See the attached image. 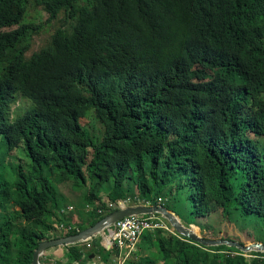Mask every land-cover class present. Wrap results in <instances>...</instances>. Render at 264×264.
<instances>
[{
  "label": "trees",
  "instance_id": "trees-1",
  "mask_svg": "<svg viewBox=\"0 0 264 264\" xmlns=\"http://www.w3.org/2000/svg\"><path fill=\"white\" fill-rule=\"evenodd\" d=\"M33 1L75 23L28 57L42 29L25 22ZM21 95L34 105L13 119ZM3 144L17 162L0 179V264H32L41 241L76 235L124 199L165 195L169 209L183 195L217 224L231 209L264 216V0H0ZM66 202L86 219L68 232ZM112 233L55 264H112ZM137 246L124 264H264V252L164 230Z\"/></svg>",
  "mask_w": 264,
  "mask_h": 264
},
{
  "label": "rangeland",
  "instance_id": "rangeland-1",
  "mask_svg": "<svg viewBox=\"0 0 264 264\" xmlns=\"http://www.w3.org/2000/svg\"><path fill=\"white\" fill-rule=\"evenodd\" d=\"M49 15L45 11V8L40 3L33 1L29 8L28 13L25 18L26 23H33L36 25H42V29L39 34H36L33 38L31 48L28 52V57L32 56L34 53L41 51L45 47H48L51 43V38L53 34L60 28L64 27L66 30L71 31L72 26L75 23L72 19H67L65 13H61L57 19L53 21H49ZM33 102L26 99L22 95L19 96L18 102L11 109L12 118H16L19 114H22L33 107ZM87 126L90 127V133L98 140H101L103 134V126L99 122H95L92 115L86 120ZM7 146L3 144L0 146V159L3 161L0 164V179L11 176V162L16 163V157L13 159L10 155H6ZM19 153V152H18ZM22 156L25 158V163H27L26 157L24 154ZM18 157V156H17ZM12 177V176H11ZM54 180L59 183V180L54 178ZM163 198L162 205H164V201L167 199L165 195L161 196ZM184 199V200H183ZM126 206L136 205L131 199H127ZM69 203L66 202V205ZM138 204V203H137ZM67 212L77 215L78 218L81 219V212L79 209H68L66 207ZM170 211L177 216L178 220L182 225L196 232L199 236L203 238H212L211 236L215 234L217 227H220L221 233L224 238L229 240L238 241L241 243H254V242H262L264 243V216H260L256 213H240L235 212L234 209H231V217L228 222H223L221 224H217L216 222H220V217H217L216 214H212L209 216H203L196 218L195 215L191 213V205L186 201L185 197L182 195L177 200H171V204L169 205ZM66 213V212H65ZM205 225V226H203ZM213 229V230H212ZM107 238L109 235L106 236ZM215 238V237H214ZM219 238V237H216ZM246 256L251 257V252L246 253Z\"/></svg>",
  "mask_w": 264,
  "mask_h": 264
},
{
  "label": "water",
  "instance_id": "water-1",
  "mask_svg": "<svg viewBox=\"0 0 264 264\" xmlns=\"http://www.w3.org/2000/svg\"><path fill=\"white\" fill-rule=\"evenodd\" d=\"M152 214H158L162 216L169 225L173 228L177 235L187 238L189 241L199 244L203 247L216 246L225 244L228 246H235L246 253L252 251L264 252V243L254 242L250 244L241 243L234 240L223 239V238H203L199 236L196 232L185 227L180 223L177 216L174 215L169 209L165 208L162 205L149 206V205H132V206H123L117 208L116 210L110 212L100 221L95 223L93 226L82 230L76 235L56 238L51 240L41 241L39 246L34 251V256L32 264H42L41 257L42 255L50 248H56L61 246H69L85 241H89L94 237L100 236L105 230L112 228L117 221L125 217L130 216H147ZM108 250V248H106ZM94 258L93 255H90V259Z\"/></svg>",
  "mask_w": 264,
  "mask_h": 264
},
{
  "label": "built area",
  "instance_id": "built-area-1",
  "mask_svg": "<svg viewBox=\"0 0 264 264\" xmlns=\"http://www.w3.org/2000/svg\"><path fill=\"white\" fill-rule=\"evenodd\" d=\"M158 201L162 202V199L159 198ZM125 204L126 201L120 202V205L126 206ZM143 205L151 206L149 203H145ZM115 207V204L110 203L105 209H99L97 213L106 214ZM68 209L73 210L74 207L71 205L68 206ZM61 227L65 230V232L75 229L72 225L68 226L62 224ZM113 227L114 233H112L108 238L106 237V241L112 248H114L115 251V257L111 262L112 264H124L135 251L142 235L147 232L164 230L172 234L175 233L169 223L162 216L157 214L125 217L117 221ZM87 247H90V243L87 244Z\"/></svg>",
  "mask_w": 264,
  "mask_h": 264
},
{
  "label": "crops",
  "instance_id": "crops-1",
  "mask_svg": "<svg viewBox=\"0 0 264 264\" xmlns=\"http://www.w3.org/2000/svg\"><path fill=\"white\" fill-rule=\"evenodd\" d=\"M72 204L70 203V204H68V206H71ZM77 210V209H76ZM66 215L68 216V218L71 220V225L72 226H74V227H76V228H79L81 225H84L85 223H86V219H84V218H78L77 217V215L76 214H74L73 212L71 213V215H70V213H68L67 211H66ZM62 224H65V223H61L60 224V226H59V229L60 230H62V231H65V230H63V228L61 227V225ZM101 236V235H100ZM63 238V237H62ZM58 239H59V237H58ZM91 242V241H90ZM89 243V242H88ZM88 243H82V245H86L87 246V244ZM103 244V243H102ZM70 246V245H69ZM90 246H91V244H90ZM68 246H59V247H57V248H51V249H49V250H47L43 255H42V257H41V261L43 262V264H55V262H58V261H60V262H64L65 261V255L69 252V250H68V248H67ZM138 246H136V248H135V251H137L138 250V248H137ZM113 250V249H112ZM134 251V252H135ZM113 253H115L114 252V250H113ZM114 257H115V255H114ZM113 257V258H114ZM66 259H67V257H66ZM99 261L98 263H96V261ZM91 264H103L101 261H100V257L99 256H97L96 257V260H94V261H92L91 262Z\"/></svg>",
  "mask_w": 264,
  "mask_h": 264
},
{
  "label": "bare ground",
  "instance_id": "bare-ground-1",
  "mask_svg": "<svg viewBox=\"0 0 264 264\" xmlns=\"http://www.w3.org/2000/svg\"><path fill=\"white\" fill-rule=\"evenodd\" d=\"M137 200V199H136ZM124 201H125V199H124ZM137 202V201H136ZM119 204V203H118ZM138 204H140V205H143L141 202H139ZM117 205V204H116ZM121 207H123L124 205H120ZM132 206V205H131ZM114 209V208H113ZM108 213V212H107Z\"/></svg>",
  "mask_w": 264,
  "mask_h": 264
},
{
  "label": "clouds",
  "instance_id": "clouds-1",
  "mask_svg": "<svg viewBox=\"0 0 264 264\" xmlns=\"http://www.w3.org/2000/svg\"><path fill=\"white\" fill-rule=\"evenodd\" d=\"M73 206V205H72ZM175 232V231H174ZM90 241V240H89Z\"/></svg>",
  "mask_w": 264,
  "mask_h": 264
}]
</instances>
